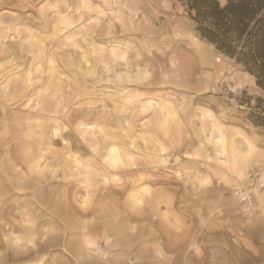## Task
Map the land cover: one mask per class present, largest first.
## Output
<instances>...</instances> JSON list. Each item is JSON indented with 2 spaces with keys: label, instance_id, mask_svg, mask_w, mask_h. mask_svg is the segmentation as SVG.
<instances>
[{
  "label": "rangeland",
  "instance_id": "obj_1",
  "mask_svg": "<svg viewBox=\"0 0 264 264\" xmlns=\"http://www.w3.org/2000/svg\"><path fill=\"white\" fill-rule=\"evenodd\" d=\"M259 98L187 0H0V264H264Z\"/></svg>",
  "mask_w": 264,
  "mask_h": 264
},
{
  "label": "trees",
  "instance_id": "obj_2",
  "mask_svg": "<svg viewBox=\"0 0 264 264\" xmlns=\"http://www.w3.org/2000/svg\"><path fill=\"white\" fill-rule=\"evenodd\" d=\"M187 4L200 34L241 63L264 90V0H187ZM253 121L264 125V99L259 98Z\"/></svg>",
  "mask_w": 264,
  "mask_h": 264
},
{
  "label": "bare ground",
  "instance_id": "obj_3",
  "mask_svg": "<svg viewBox=\"0 0 264 264\" xmlns=\"http://www.w3.org/2000/svg\"><path fill=\"white\" fill-rule=\"evenodd\" d=\"M189 58L190 62L188 67L191 68L193 72L195 71V73L199 72L200 78L202 79H207V77L210 76L212 80H218L221 78V71L226 69V66H224L222 62L217 61L213 55L201 47H196L195 57L191 56ZM218 141L221 144L223 143L221 139H218Z\"/></svg>",
  "mask_w": 264,
  "mask_h": 264
},
{
  "label": "clouds",
  "instance_id": "obj_4",
  "mask_svg": "<svg viewBox=\"0 0 264 264\" xmlns=\"http://www.w3.org/2000/svg\"><path fill=\"white\" fill-rule=\"evenodd\" d=\"M258 239H259V243L264 245V234H262ZM247 247L249 248V250H253L252 247L250 246ZM218 264H236V261H234L230 255L229 249H225L224 253H222V259L218 262Z\"/></svg>",
  "mask_w": 264,
  "mask_h": 264
}]
</instances>
